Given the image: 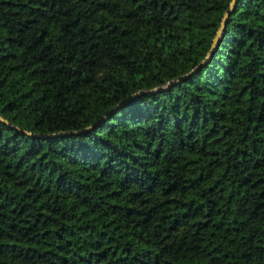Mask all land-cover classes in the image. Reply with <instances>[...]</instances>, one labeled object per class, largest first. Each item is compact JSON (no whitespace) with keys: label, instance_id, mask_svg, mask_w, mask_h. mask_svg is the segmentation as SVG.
I'll list each match as a JSON object with an SVG mask.
<instances>
[{"label":"trees","instance_id":"1","mask_svg":"<svg viewBox=\"0 0 264 264\" xmlns=\"http://www.w3.org/2000/svg\"><path fill=\"white\" fill-rule=\"evenodd\" d=\"M231 3L0 0V264H264V0L201 65Z\"/></svg>","mask_w":264,"mask_h":264},{"label":"water","instance_id":"2","mask_svg":"<svg viewBox=\"0 0 264 264\" xmlns=\"http://www.w3.org/2000/svg\"><path fill=\"white\" fill-rule=\"evenodd\" d=\"M236 3H237V0H232V3H231V6H230V9H228V10L226 11L225 15H224V18H223V21H222L221 27H220V29H219V31H218V33H217V36L215 37L214 42H213V44H212V48H211L210 52L208 53L206 59L201 63V65H202V64H205V63L211 58L212 53H213V51L215 50V48H216V46H217V44H218L219 38H220V36H221V34H222V31H223V29H224V27H225V25H226L227 18H228V16H229V14L235 9ZM201 65H200V66H201ZM194 71H195V70H194ZM194 71H193V72H194ZM186 77H187V76H183V77H181L178 81H173V82L167 84L166 86H160V87L154 89L153 91H155V90H162V89L168 88V87H170L171 85L175 84L176 82H181V81L184 80ZM59 134H64V133H58V134H54V135H59Z\"/></svg>","mask_w":264,"mask_h":264}]
</instances>
